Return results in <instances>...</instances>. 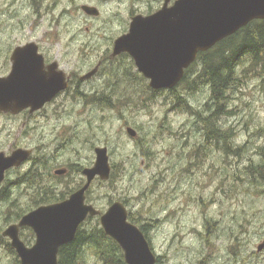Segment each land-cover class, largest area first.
Returning a JSON list of instances; mask_svg holds the SVG:
<instances>
[{
  "label": "rangeland",
  "instance_id": "obj_1",
  "mask_svg": "<svg viewBox=\"0 0 264 264\" xmlns=\"http://www.w3.org/2000/svg\"><path fill=\"white\" fill-rule=\"evenodd\" d=\"M121 10L124 11V7ZM21 11L3 15L0 0V73L6 70L2 61L4 52L13 46L29 40L48 43L44 40L46 34L43 36L46 22L41 21L40 28L34 32L33 18L21 15ZM121 16L122 27L126 19ZM49 38L61 44L72 39L63 34ZM80 49L86 53L82 67L85 69L94 61V53H89L90 48L86 46L77 47ZM242 68L241 83L229 91L228 105L234 113L225 119V126L234 132L231 144L241 149L239 156L225 153L220 147L222 142L206 144V125L193 124V116L175 105L174 94L162 92L150 100L151 96L143 93L145 85L121 86L123 90L139 91L129 93L128 99L134 103L124 106L117 96L106 92L107 84L113 83L105 82L110 81L107 78H102L95 86L98 84V91L112 97V106L111 101L108 107L78 96L51 104L46 115L38 117L37 121L34 117L0 116V151L10 152L16 146L32 148L44 142L45 148L41 146V149L48 151L52 158L49 163H42L45 164L44 181L55 182L54 191L63 192L67 198L66 192L79 180L78 172L74 170L69 177L57 179L47 177V172L68 163L81 162L91 167L93 147L105 146L110 177L95 180L87 199L102 211L111 201H125L127 210L148 224V239L160 257L157 264H199V261L222 264L224 256L229 258V247L225 249L229 236L242 237L243 244L237 251L247 253V264H264V248L259 254L257 250L264 241V182L243 171L253 162L251 158L259 161L258 151H264V70L248 62ZM132 71L125 63L115 76H130L134 74ZM209 95V88L204 86L189 99L200 109ZM138 97L141 102L135 104ZM127 127L136 131L134 137L128 135ZM200 144L205 146L202 154L197 152ZM144 146L150 152L147 157L142 151ZM84 153L86 159L82 158ZM32 166L31 162L12 168L6 176L12 181L24 179ZM14 190L7 202L0 196V264H17L18 259L9 240L2 235L3 230L18 221L14 219L17 211L29 212L36 207L39 198L24 183ZM43 204L48 203H40ZM96 222V218L88 220L90 225ZM21 233V238L34 243L31 229L23 228ZM230 248L232 251L234 246ZM80 264L95 262L86 258Z\"/></svg>",
  "mask_w": 264,
  "mask_h": 264
},
{
  "label": "water",
  "instance_id": "obj_2",
  "mask_svg": "<svg viewBox=\"0 0 264 264\" xmlns=\"http://www.w3.org/2000/svg\"><path fill=\"white\" fill-rule=\"evenodd\" d=\"M258 19H264V0H177L151 17L133 18L129 33L115 41L113 56L128 52L152 89H172L199 52ZM22 49L29 53L23 59L18 55ZM35 55L33 42L14 49L10 73L0 77V111L18 113L26 107L33 111L64 88L63 74L62 82L55 78L58 75L45 78L32 62ZM126 131L131 137L136 135L131 127ZM29 155L30 150L21 148L9 155L0 151V182L8 169L20 166ZM110 173L107 147H96L93 165L82 170L86 181L80 188L61 201L37 206L3 230L2 235L10 240L21 264H58L60 248L74 240L88 216H99L104 232L121 247L126 264H157L148 239L128 220L127 207L121 201L112 202L103 212L86 202L91 182L96 177L107 180ZM24 227L35 235L31 246L19 236Z\"/></svg>",
  "mask_w": 264,
  "mask_h": 264
},
{
  "label": "flooded vegetation",
  "instance_id": "obj_3",
  "mask_svg": "<svg viewBox=\"0 0 264 264\" xmlns=\"http://www.w3.org/2000/svg\"><path fill=\"white\" fill-rule=\"evenodd\" d=\"M176 1L177 0H1V11L3 12V15L17 14L20 10H23L21 11V15L33 18V24L35 27L32 31L34 32L40 28V22L45 21L46 26L44 28L43 36L46 34L47 37L44 36L46 38L44 40H47L48 43L40 42L39 40H29L25 43L13 46L8 51L3 50L5 51V54L2 57V61L6 70L0 73V77H5L10 73L12 66L11 56L14 49L18 46H25L27 43L33 42L36 52L34 57L36 60L32 62L39 66V69L43 74H45V78H48V80L50 79V74H52L51 77L58 75L55 78H59L62 82L60 76L63 74V84L65 86L38 109L31 111L30 107H26L18 113L0 111V116H8L10 118L18 116L34 117V120L36 119L35 121H37L38 117L46 115V111L51 104L56 103L59 100L66 99L67 97V99H69L79 96L83 100L90 98L95 101L99 98L98 96L105 95L98 91V84L95 86V83L101 81L102 78L110 80L105 82H113L107 84L106 92L110 95L120 97L123 94L139 93L138 90L133 91L131 89H121V86L133 88V85L135 86V84L145 85L142 86V90H144L143 93H148V95L151 94V87L149 86L150 80L138 71L132 56L128 52H121L113 56L114 43L119 37L129 33V26L133 18L151 17L164 8L172 7ZM121 7L122 9L124 7V11L121 10ZM24 10L26 11L24 12ZM121 14H123L126 19L124 26L122 27L120 25V19L122 17ZM19 19H21V17ZM61 34L72 37V41L70 40L67 43L61 44L57 42L54 43V40H50L49 38L50 36L58 37ZM72 42H78L79 44H74ZM80 46H82V48L86 46L87 48H90L89 53H94V61L85 66V69L82 67L84 66L83 62L86 60V53L85 50H77V47ZM199 53L197 54L195 61L191 63L190 66L193 64L196 66L199 65ZM124 62L128 64L130 71L133 69L132 72L134 74L131 73L130 76L123 75V77L115 76L118 72V68H122L125 64ZM122 70L126 71L127 67ZM184 75L185 71L177 85L184 78ZM195 77L196 75L192 74L189 76V79H191V81H195ZM158 93H162V90H159ZM36 127L38 126L36 125ZM205 142L210 145L214 142V140L208 139V141ZM41 146L44 147L45 143L40 142L35 144L32 148L15 147V149L21 148L30 150L29 157L21 165H26L32 162V169L36 172L37 178L41 180L37 186L32 188L28 187L34 194L40 193L42 188H45V185H48L49 189L52 191L56 189L55 182L44 181L46 176L43 168L45 167V164L51 161L52 158L49 157L48 151H42ZM96 147L98 146L93 147L94 160ZM12 151L13 149L10 152H2H4L5 155H9ZM81 151L82 149L78 151L79 154ZM198 151L199 150L197 149V152ZM82 158H87L86 153H84ZM43 162L45 164H42ZM85 167H87V165H83L81 162L58 165L53 167L52 171L47 172V177L55 179L62 177L65 178L67 176L69 177L71 172L74 170L78 172L79 180L75 187L69 192L70 195L85 183L86 178L82 174V170ZM9 170L5 172L4 178L0 182V194L12 195L15 193V187L23 185L22 177L17 181H12V179L6 176ZM60 170H63V172L58 173L57 171ZM227 177L228 176L226 175V178ZM97 179L100 180L96 177L92 183ZM91 185L86 191V202L93 204V202H89L87 199L88 191L91 190ZM57 201L60 200H54L50 203ZM21 230L22 229L20 228V238L22 234ZM228 239L229 244L226 245L225 249L227 250L229 247V252L227 253L229 258L224 256L222 264H247V253L243 254L242 252L237 251V249L241 247V244H243L242 237L238 236L235 238L234 236H229ZM262 243L264 244V241ZM25 244L31 246L33 242H25ZM231 246H234L232 251L230 248ZM258 246L257 250L259 254V252L264 248V245L260 250L258 249ZM16 261L17 264H21L19 258ZM199 264H201V261H199Z\"/></svg>",
  "mask_w": 264,
  "mask_h": 264
},
{
  "label": "trees",
  "instance_id": "obj_4",
  "mask_svg": "<svg viewBox=\"0 0 264 264\" xmlns=\"http://www.w3.org/2000/svg\"><path fill=\"white\" fill-rule=\"evenodd\" d=\"M198 60L199 65L193 64L185 70L184 78L178 85L169 90H162V92H168L169 95L174 94L175 105L193 116V124L201 122L206 125L205 141H208V139L214 140L216 145L222 142L220 147L225 153L231 152L232 155L239 156L241 155L240 147L231 144V136L234 134L233 129L225 126V119L234 113L228 105L229 91L234 90L239 82L241 83L239 76L244 74L243 64L248 62L254 68L261 66V70H264V20H253L231 36L218 42L212 49L199 53ZM239 70H242V73ZM192 74L196 75L195 81L189 79ZM204 86L209 88L210 95L208 101L199 109L190 102L189 96L195 91L202 90ZM158 91L151 89L150 100L160 94ZM128 96L130 95L123 94L117 100L122 102L124 106L134 103L133 100L128 99ZM111 99L112 97L106 94L95 101L88 98L89 102H102L104 106L108 107L110 101L112 106ZM139 102H141V99L138 97L135 104ZM200 145L197 149L199 150L198 153L201 152L202 154L205 146L204 144ZM142 151L146 157L150 153L145 146L142 147ZM258 152L259 161L251 158L250 160H253V162L250 161L243 171L245 175H255L254 177H258L257 179L264 182V151L262 149ZM197 156L199 155L197 154ZM250 180V177H248V181ZM40 182L41 180L37 178L33 169H30L22 181L30 188L37 186ZM44 187L40 193H37L39 198L36 199V206L40 203H50L65 198L66 194L64 195L63 192L58 194V192L50 190L48 185ZM70 191L71 189L68 190V192ZM90 191H88L89 198ZM68 192L66 193L69 194ZM0 196L3 202L10 199V195L1 194ZM120 200L123 202L122 199ZM99 209L101 210V208ZM24 213L25 211L22 210L17 211L14 219L18 220ZM93 218H96L97 222L90 225L88 220ZM128 220L137 225L148 239V224L132 212H129ZM22 239L24 240V238ZM24 241L28 242L27 239ZM86 258L93 259L95 264H126L121 247L104 232L98 216L87 217L79 226L74 240L62 246L58 252V264H80ZM159 262L160 257H157V263Z\"/></svg>",
  "mask_w": 264,
  "mask_h": 264
},
{
  "label": "snow or ice",
  "instance_id": "obj_5",
  "mask_svg": "<svg viewBox=\"0 0 264 264\" xmlns=\"http://www.w3.org/2000/svg\"><path fill=\"white\" fill-rule=\"evenodd\" d=\"M128 39H131V37H129ZM18 55L21 57V59L27 57L29 55L28 50L27 49H22L19 51Z\"/></svg>",
  "mask_w": 264,
  "mask_h": 264
},
{
  "label": "bare ground",
  "instance_id": "obj_6",
  "mask_svg": "<svg viewBox=\"0 0 264 264\" xmlns=\"http://www.w3.org/2000/svg\"><path fill=\"white\" fill-rule=\"evenodd\" d=\"M87 155V154H86Z\"/></svg>",
  "mask_w": 264,
  "mask_h": 264
}]
</instances>
